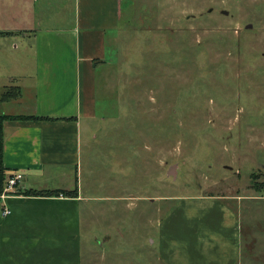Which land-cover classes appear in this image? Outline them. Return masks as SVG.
<instances>
[{
    "label": "rangeland",
    "instance_id": "1",
    "mask_svg": "<svg viewBox=\"0 0 264 264\" xmlns=\"http://www.w3.org/2000/svg\"><path fill=\"white\" fill-rule=\"evenodd\" d=\"M122 24L71 175L83 264H166L165 222L215 203L264 264V0H125Z\"/></svg>",
    "mask_w": 264,
    "mask_h": 264
},
{
    "label": "crops",
    "instance_id": "2",
    "mask_svg": "<svg viewBox=\"0 0 264 264\" xmlns=\"http://www.w3.org/2000/svg\"><path fill=\"white\" fill-rule=\"evenodd\" d=\"M124 2L0 0V112L40 118L3 124L0 264H83L81 193H25L73 190L84 130L99 119L100 74L121 45ZM58 8L62 12L52 17ZM14 86L22 95L3 101L5 89ZM14 173L23 179L9 194L5 188ZM213 206L201 217L183 219L177 212L165 222L160 247L166 264L241 263V228L230 212ZM180 231L183 239L176 237Z\"/></svg>",
    "mask_w": 264,
    "mask_h": 264
},
{
    "label": "trees",
    "instance_id": "3",
    "mask_svg": "<svg viewBox=\"0 0 264 264\" xmlns=\"http://www.w3.org/2000/svg\"><path fill=\"white\" fill-rule=\"evenodd\" d=\"M22 95V91L19 87H9L6 88L4 91V94L2 96L3 101H9L12 99H17ZM40 120L38 117H29V118H10L7 116H0V182L3 181L5 178V168L3 165V146H4V135H3V124L6 120ZM78 188L72 190V191H66V190H30L25 193V195H31V196H42V197H56L60 195H64L66 197H78Z\"/></svg>",
    "mask_w": 264,
    "mask_h": 264
},
{
    "label": "built area",
    "instance_id": "4",
    "mask_svg": "<svg viewBox=\"0 0 264 264\" xmlns=\"http://www.w3.org/2000/svg\"><path fill=\"white\" fill-rule=\"evenodd\" d=\"M23 179V174L21 173H14L9 176L7 184H6V193L12 194L17 192V186ZM10 213L9 210H5L4 214L8 215Z\"/></svg>",
    "mask_w": 264,
    "mask_h": 264
}]
</instances>
